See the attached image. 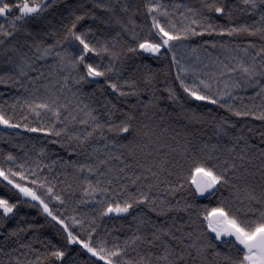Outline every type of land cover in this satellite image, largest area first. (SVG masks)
Returning <instances> with one entry per match:
<instances>
[{"label": "snow or ice", "instance_id": "obj_1", "mask_svg": "<svg viewBox=\"0 0 264 264\" xmlns=\"http://www.w3.org/2000/svg\"><path fill=\"white\" fill-rule=\"evenodd\" d=\"M61 3L0 0V57L10 66L0 74V83L15 84L24 77L32 85L29 90L21 83L31 96L19 104L17 122L0 105V125L43 133L54 138L49 143L62 147L75 141L72 151L82 157L63 162V167L73 169L72 179L65 173V179L57 181L63 185L57 191L47 176H41L43 168L51 171L43 163L45 148L38 149L34 166L27 160L17 164L18 157L6 153L9 167L0 166V184L11 195H0V228L16 217L24 219L22 207H38L61 239H37L44 249L40 251L31 241L21 242L20 236L42 226L25 228L17 221V227L3 233L0 255L7 259H0V264H264V131L254 143L243 127L231 135L228 129L236 124L221 117L215 123L216 135L227 136L228 142L197 146L189 139L191 133L185 131L181 138V131L167 122L171 114L162 107V101L172 102L180 108L177 115L190 123H202L204 116L186 108L188 101L218 105L236 117L264 122V0L235 4L142 0L139 6L128 0H92L91 9L83 3L65 5L67 17L57 16ZM92 9L103 10L108 19ZM137 13L143 23H137ZM236 13L247 14L251 23H232ZM49 16L70 19L56 28ZM220 18L229 23L221 24ZM86 19L98 20L112 34L101 30L104 34L97 36L98 29L90 25L78 27ZM29 21L49 27L33 29ZM205 36L209 39L203 44L219 48L222 55L211 58L208 47L190 46L192 38ZM252 37L258 42L248 39ZM239 39L243 43H237ZM185 52L194 59L189 61ZM144 56L163 62L162 68L129 63ZM49 60L47 72L36 67L38 61ZM90 83L97 85L103 103L95 89L84 90ZM247 88L255 89L249 99L259 97L260 105L232 103L243 99L235 94L237 90ZM106 91L126 107L109 100ZM130 97L134 102H129ZM19 101L18 96L8 107L16 109ZM30 116L35 117V126ZM189 178L195 193L216 197L214 206L169 199L184 190ZM73 182L83 194L75 202H92L99 217L131 216L130 234L114 237L109 245L97 235L96 216L65 215L61 209L75 195ZM53 201L61 208L54 210ZM179 212L188 214L184 224L166 222L174 219L170 213ZM12 237L18 247L6 250ZM81 253L87 259H81Z\"/></svg>", "mask_w": 264, "mask_h": 264}, {"label": "trees", "instance_id": "obj_2", "mask_svg": "<svg viewBox=\"0 0 264 264\" xmlns=\"http://www.w3.org/2000/svg\"><path fill=\"white\" fill-rule=\"evenodd\" d=\"M121 2H123V0H121ZM128 2L130 4H135L139 6L142 0H128ZM166 2L171 3L172 0H166ZM177 2H187L190 4H195L197 0H177ZM229 2L235 4V3H239V0H229ZM77 3H83L85 8H89V9L92 8V0H63V3H61L57 7V16L62 15V17H67L69 10L65 7V5H75ZM92 10L95 11L98 16L104 19H108V14H106L103 10L101 9H92ZM77 11L79 12L81 10L78 9ZM49 19L52 20L53 26L59 28L61 22L68 23L70 18L57 19L49 16ZM136 19H137V23L144 22L143 17L140 13H137ZM219 22L225 25L229 23V21H227V19L225 18H220ZM244 22L251 23V19L247 16V14L236 13L232 23H244ZM28 24L29 27L33 29L49 27L44 25L43 22L29 21ZM85 25H90L94 29H98L96 31L97 36H102L104 34V32L101 30H106L109 32V34H112V29L107 28L106 25L101 24L98 20L93 21L90 19H86L85 21H82L81 25H78V27H82ZM205 39H209V37L207 36L203 38L194 37L190 42V46L208 47L207 45L203 44V41ZM216 39H220V38L216 37ZM248 39L257 40L258 42V39L255 37ZM49 42H51V38H49ZM237 43H243V39L237 40ZM70 50L75 51V48L72 47ZM200 51H203V48H200ZM208 51L211 52L212 54L218 55L217 53H219L221 50L219 48L214 50L208 47ZM3 59H4L3 57H0V74L9 71L10 68L9 65L4 64L2 62ZM95 59L97 60V62H100L98 57ZM50 63L51 60L47 62L38 61L36 67L42 71L47 72V64ZM104 63H107V61L105 60ZM129 63L132 65L138 63L148 64L151 65L153 69L162 68L163 66V62H157L148 56H144L142 58L141 57L133 58V60H130ZM143 71L144 69H141V73ZM29 75L35 76L36 73L30 72ZM173 76H174V70H173ZM160 80L161 81L163 80L162 75L160 76ZM21 83H23L26 87L29 88V90H31L32 85L28 82L27 78L24 77L20 78L19 83L13 84L12 81H8L7 83H0V105H4L6 112L13 115V122H17L19 120V116L21 115L22 112V109L19 107V104H23L24 99L30 98L31 96V92L30 91L26 92L24 87H21ZM94 89L96 90V96L98 102L103 103L104 97L101 96L100 91L99 89H97V85L95 83L84 85L85 91L92 92ZM254 91L255 89L253 88H247L246 90L244 89L237 90L235 94L239 95L243 99L232 101V103H234L237 106H241L242 104L250 105L253 103H255L256 105H260L261 99L259 97H256L255 100L249 99V97L253 95ZM104 95L107 96V98L111 100L113 103H116L118 107H126L123 101L121 99H117L115 95L110 94V91H106ZM18 96L20 97V101L16 109H12L8 107V105L16 101V97ZM128 99L129 102H134V98L130 97ZM6 101L7 104H5ZM162 107L166 108L167 112L171 114L167 122L171 124L173 127H175L178 131H181V138L183 139V134L185 131H187L191 133L189 139H191L193 144L197 146H199L201 142H208L210 144L218 143V142L223 144L228 142L227 136L216 135L215 123L219 122L221 117H225L230 122L236 124L235 129L232 128L228 129L231 135L238 134L237 130L243 127L244 134L251 137L252 142L254 143H259L260 137L258 133L264 131V122L256 120L253 117H236L231 113H229L226 109H222L218 105H212L207 102L188 101L185 104L186 108L195 109V111L198 114H203L204 119L202 123H196L195 121L190 123L188 120L178 116L177 114L180 113V108L174 105L170 101L167 100L162 101ZM29 119L34 122V126H35V117L30 116ZM249 128L252 129L251 132L248 131ZM49 139H54V138L45 137L43 133H31L23 128L9 129L3 125H0V166H4L5 168L9 167V164L5 161L4 158L6 153L9 151H11L14 155L18 157L17 164L24 162L26 160L29 161V163H33L35 159H37L38 149L43 147L46 150V157L43 158V163L45 165H48L51 168V171H49L47 168H43L41 170V176H47L48 179L56 186L57 191H59L60 188L63 187V185L58 184L57 181L64 180L65 173L68 174V178L69 180H71L73 174V169L71 168V166L69 165L68 167H63L62 166L63 162L77 160V159L82 160V157H77L76 153L72 151V149L76 147L75 141L68 142L62 147L60 144L49 143ZM25 153H27V155H25ZM52 161H55L56 163L53 164ZM184 175L188 176L187 164H185L184 166ZM93 179L95 178L93 177ZM0 180H2V178H0ZM73 191L75 192V195L66 202L64 209H61V211H64L65 215H69V216L77 215V216H84L87 218L96 216L97 217L96 223L98 225L97 235L100 238L107 239L109 245L115 242L114 237L119 236L123 238L124 236L130 234L131 232L130 225L133 224L131 216H127L126 214H121V215L113 214L101 218L97 215V206L94 205L92 202H88L85 204H78L75 202L79 200L83 195L82 192L79 190L78 184L75 182H73ZM0 195H11V193H9L8 190L5 189L2 184H0ZM65 195L67 196L68 193H65ZM97 198H99V196ZM169 199H171L173 203H175V201L179 199L181 200V203L187 202L192 205L214 206L215 203L217 202L216 197L209 198L207 194L203 199H199V197L197 196V194L193 189V186L191 185L190 178L185 183L184 190L177 193V196L175 198L169 197ZM50 206H53L54 210L61 208V206L55 201L51 202ZM190 211H195V209H191ZM149 215L152 216L153 220L157 219L154 213H149ZM20 216L24 217V219L21 220L20 217H16L12 220H9L4 225L3 228H0V247L5 246L3 233H5L9 228L17 227V221H19V226L25 228L27 227L28 224L42 226L23 232L21 233L20 236L21 242L31 241L32 247L39 249L40 251H43L44 249L41 243L36 242L37 239L45 242L46 239H51L54 242L61 239V237L55 234L56 229H54L49 223L46 222V217L42 213L40 208L24 206L21 208ZM169 216L174 217V219L169 218L166 222L170 224L175 223L178 226L184 224V222L188 220V214L185 212L170 213ZM159 220L163 221L165 220V218L160 217ZM16 247H18L16 243V238L15 237L10 238V240L7 242L6 250L7 248H16ZM72 247L73 250L75 251L78 246L74 245ZM21 251H25V250H21ZM15 254L19 255L20 253L17 252ZM29 258L34 259L35 257L34 255H30ZM80 258L87 259V257L83 253H81ZM0 259L6 260L7 258L0 255Z\"/></svg>", "mask_w": 264, "mask_h": 264}, {"label": "rangeland", "instance_id": "obj_3", "mask_svg": "<svg viewBox=\"0 0 264 264\" xmlns=\"http://www.w3.org/2000/svg\"><path fill=\"white\" fill-rule=\"evenodd\" d=\"M217 52V51H215ZM218 55H222L223 53L220 51L219 53H217ZM185 55L188 57V60L191 61L192 59H194L189 53L185 52ZM199 55L201 56L202 59H204L205 63H207V59H205L206 57V53L204 51H200L199 50ZM215 56H217L216 54H212V57L211 58H215ZM222 87V86H221ZM117 215L115 213H112V214H109V215Z\"/></svg>", "mask_w": 264, "mask_h": 264}, {"label": "water", "instance_id": "obj_4", "mask_svg": "<svg viewBox=\"0 0 264 264\" xmlns=\"http://www.w3.org/2000/svg\"><path fill=\"white\" fill-rule=\"evenodd\" d=\"M193 186V189H194V185H192ZM197 194V193H196ZM206 195V194H205ZM205 195L204 196H200L199 194H197V196L199 197V199H203L204 197H205Z\"/></svg>", "mask_w": 264, "mask_h": 264}]
</instances>
